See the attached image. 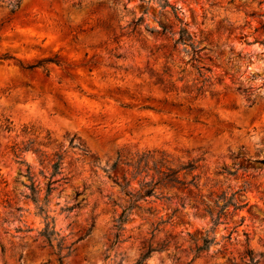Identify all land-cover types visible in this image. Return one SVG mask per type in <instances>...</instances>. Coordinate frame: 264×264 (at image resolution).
Returning a JSON list of instances; mask_svg holds the SVG:
<instances>
[{"label":"rangeland","instance_id":"1","mask_svg":"<svg viewBox=\"0 0 264 264\" xmlns=\"http://www.w3.org/2000/svg\"><path fill=\"white\" fill-rule=\"evenodd\" d=\"M167 1L179 8L194 45L203 48L199 65L211 70L205 72L210 82L203 94L191 90L195 70L182 62L189 59L183 52L189 47L178 46L167 59L173 80L184 77L176 81L177 90L167 92L156 84L171 40L151 35L144 26L158 29L159 20L172 22L161 0H20L13 16L7 1H0V24L12 18L0 26V54L24 63L61 61L47 65L48 75L0 61V120L12 126L0 130V264H59L55 250L37 236L43 219L21 196L28 193L26 165L15 161L11 147L27 139H35V147L46 154L66 150L55 178L67 177L69 183L46 207L61 241L60 264H135L149 242L167 246L144 264L188 261L190 237L206 234L211 221L187 201L173 215V203L153 197L141 202L123 224L121 242L110 248L126 197L108 176L129 178L132 169L123 162L148 152L156 158L164 154L175 168L193 163L196 168L185 179L195 176L197 194L229 196L246 189L249 206L222 218L208 233L216 243L193 264H228V252L236 256L242 250L244 233L255 253L264 251V17L259 16L264 6L261 0ZM143 12L140 34L127 35L123 27ZM116 14L118 21H112ZM25 128L36 133L25 134ZM73 137L84 143L87 154L68 147ZM22 157L43 186L41 172L47 175L49 168L31 150ZM139 179L129 189L137 188ZM76 191H83V206L67 217L61 208L73 204ZM16 206L22 211L15 212ZM241 218L227 243L223 237ZM92 219L94 229L78 241ZM160 219L167 222L152 238ZM225 244L227 252L221 248ZM258 264H264V256Z\"/></svg>","mask_w":264,"mask_h":264},{"label":"trees","instance_id":"2","mask_svg":"<svg viewBox=\"0 0 264 264\" xmlns=\"http://www.w3.org/2000/svg\"><path fill=\"white\" fill-rule=\"evenodd\" d=\"M0 1H7L6 8L8 9L9 16H13L20 7V0ZM161 2L162 9L169 8V14L171 15L172 22L159 20L158 29H148L146 26H144V30L151 35L170 37L169 39L171 40L170 45L167 47V52L163 53L165 62L161 73L157 74L156 84H158L167 92L177 90L176 81H183L184 77L183 75H180L175 80H173V75L171 73L167 59L172 57V52L176 51L178 46L189 47V50L183 49V52L189 55V59L182 62L185 65H190L195 70L196 78L193 81L191 90L197 95L203 94L206 91L205 85L210 82V78L205 76V72H211L210 68L205 67L204 65H199L202 60L201 52L203 48H198L194 45L193 36L188 31L186 28V23L179 15V8L170 5L167 0H161ZM259 4L264 6V0H261ZM144 13L145 12H143L142 15L133 18L127 23L126 26L123 27V29L127 30V35L140 34V27L144 22ZM249 15L253 17L255 16V12H251ZM259 16L264 17V11ZM11 19V17H8L5 22H10ZM112 21H118L117 14L112 16ZM5 22H2L0 26H2ZM174 26H176L175 32H173ZM261 28H264V22L261 23ZM227 30L231 32V29ZM172 36H175V39L171 38ZM162 48H165V46ZM237 57H240V54H238ZM9 60L15 61L23 70H40L46 75H48L49 72L47 65H61V61L57 59V57L42 58L33 63H24L7 52L0 54V61ZM179 73H185V68H180ZM217 80L219 81V79ZM184 89L188 88L184 87ZM237 90L245 92V90H242L241 87H238ZM0 130L11 131V122L8 119L3 121L0 120ZM24 133L34 135L36 130L33 128H25ZM46 139H50V137H47ZM35 145V139H27L26 141H22L20 144H14L11 147V153L18 164L26 165L25 177L28 179L29 183L25 184L24 186L28 189V193L21 194V196L24 200H29L33 203L35 214L40 216L45 223L44 227L38 231L37 236L42 237L47 245L51 249L55 250L54 252L57 255V261L60 264L63 258L61 256V241L57 240L56 238V233L53 227V218L48 215L46 207L50 199L53 197V193L58 191V194H60L64 190L63 184L69 183V179L67 177L55 178L61 173L60 165L64 159V153L66 150L63 152L56 150L51 154H46L41 152L37 147H35ZM68 147L71 149L80 150L83 154L88 153L84 143L75 137L69 140ZM30 150L37 154L40 164L45 163V165L49 168V174L44 175L43 172H41L46 180L43 186L36 184V182L33 180V176L30 173V167L22 157L24 152ZM118 161L119 160L112 164V170L117 167ZM123 163L125 166L131 167L132 169L130 171L129 178L123 175L119 180L116 177L112 178L111 176H108V178L112 179L113 183L120 188L121 192L126 197V204L122 207L120 215L114 220L113 228L115 233L110 248L121 242L120 232L123 230V224L128 219L132 210L141 209L139 205L141 202H147L149 198L153 197L156 200L165 201L168 204L173 203L175 205V207L172 209L173 215L178 211L177 206L179 205L180 207H184L185 201H187L191 206L200 210L202 214L208 216L211 221L210 230L206 231V234L202 235L199 239H195L192 236L190 237L191 245L188 247V249L191 253V257L184 264H193L194 261L202 255V253L209 252L211 246L216 243L215 237H210L208 233L213 231L221 223L222 218L249 206V201L246 198V189L243 186L229 196L223 191H213L209 192L207 195L195 193L193 191V188H197L195 176H192L190 180L185 179V177L190 175L191 172L196 168L193 163H187L175 168L171 165L170 161L167 160L164 154H161L156 158L153 153L149 152L136 155L132 160ZM224 173H227L228 175L235 174V172L229 171H225ZM139 176L141 179L138 180L137 188L129 189L131 181L135 180ZM82 194L83 191H76L73 197V204L63 206L61 208V212L66 213V216L68 217L72 212L79 210L83 206L84 202V198H79V196ZM113 204L120 205L117 202H113ZM229 208H231L230 212H228ZM146 210L152 213L150 208ZM14 211L18 213L22 211V208L16 206L14 207ZM166 222L167 220H159V222L151 230L152 238L154 236L153 233L158 230V226ZM242 222L243 219L241 218L239 224L232 227L228 235L223 237L227 243L231 241L232 233L235 231L237 226L242 224ZM94 227L95 222L92 219L91 223L87 226V228H85L83 234L78 238V241L90 235ZM244 235L245 240L242 250L239 251L236 256L232 255L231 252H228V264H258L259 258L264 256V251L255 253L254 250L249 247L248 236L245 233ZM166 246L167 245L165 242H157L156 244L149 242L147 246H145V250L142 252L139 260L135 264H144L146 258L151 256L152 253L161 252L166 248ZM221 248L225 252L228 250L226 244ZM0 251L1 253H4V246L1 242ZM70 252V247H68L67 255H69ZM19 258H21V255Z\"/></svg>","mask_w":264,"mask_h":264}]
</instances>
